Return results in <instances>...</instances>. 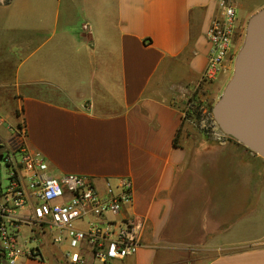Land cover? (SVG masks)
Masks as SVG:
<instances>
[{"label":"crops","instance_id":"crops-1","mask_svg":"<svg viewBox=\"0 0 264 264\" xmlns=\"http://www.w3.org/2000/svg\"><path fill=\"white\" fill-rule=\"evenodd\" d=\"M229 2L238 53L264 0ZM220 18L218 0L0 6V138L22 120L52 175L87 177L101 195L131 181L125 213L142 225L141 246L113 264H264V159L209 141L185 118ZM230 72L210 80L211 108ZM42 251L43 261L16 264L63 263L59 248Z\"/></svg>","mask_w":264,"mask_h":264},{"label":"built area","instance_id":"built-area-1","mask_svg":"<svg viewBox=\"0 0 264 264\" xmlns=\"http://www.w3.org/2000/svg\"><path fill=\"white\" fill-rule=\"evenodd\" d=\"M11 0H0V6ZM221 18L206 32L209 45L206 69L208 81L234 63L237 55L233 37L235 8L229 0H218ZM82 29L88 31V25ZM204 135L215 144L232 139L217 127L212 114L200 122ZM2 162L8 169V184L0 188V252L7 264L20 258L43 261L42 248L61 250L69 264L88 260L113 264L137 253L142 225L125 213L132 205L131 181L119 180L101 195L91 179L74 175H52L44 157L27 144L25 125L9 130ZM23 229L27 232L23 233ZM63 247V248H62Z\"/></svg>","mask_w":264,"mask_h":264},{"label":"water","instance_id":"water-1","mask_svg":"<svg viewBox=\"0 0 264 264\" xmlns=\"http://www.w3.org/2000/svg\"><path fill=\"white\" fill-rule=\"evenodd\" d=\"M233 68L211 114L224 135L264 159V8L249 18Z\"/></svg>","mask_w":264,"mask_h":264},{"label":"rangeland","instance_id":"rangeland-1","mask_svg":"<svg viewBox=\"0 0 264 264\" xmlns=\"http://www.w3.org/2000/svg\"><path fill=\"white\" fill-rule=\"evenodd\" d=\"M240 36H241V34H240ZM243 40H244V37H241L240 38L241 45L243 44ZM230 67L232 68V70H231ZM227 70L228 71L229 70L231 71L230 72V77H229L231 79V77L233 75V70H234L233 64H229L224 71H227ZM224 71L220 72L216 76V78L217 79L220 78L224 74ZM193 86L195 88L194 89V92H193L192 96L189 98V100L187 101V104L185 106V110H186L185 118L187 120L193 122L192 124L195 126V128L194 127L193 128L198 133V132H203V129L201 127L200 122L202 120L204 121V120L208 119L209 118V115L211 113L209 111V109L211 108V104H212V102L214 100V94H215V91H216V89L218 87V80H216V82H214V83L211 82L210 80H208L207 82H204L203 80H201V81H199L197 83V86H196V84H194ZM191 109L192 110H195V111L201 110L200 111L201 114L199 115V119H198V120H200L199 122L197 121L196 116L194 114H192V112H191L192 110ZM18 123H22V120H19ZM209 141H211V140H209ZM231 141H233V140H231ZM211 142H213V141H211ZM7 178H8V169L6 167V164L4 162H1L0 163V188L1 189H4L6 187V185L8 184V179ZM23 233H26V229H23ZM58 256L60 257L61 262H63L62 264H69L61 256V253H59ZM5 262L7 263V261H5ZM96 264H98V263H96Z\"/></svg>","mask_w":264,"mask_h":264},{"label":"flooded vegetation","instance_id":"flooded-vegetation-1","mask_svg":"<svg viewBox=\"0 0 264 264\" xmlns=\"http://www.w3.org/2000/svg\"><path fill=\"white\" fill-rule=\"evenodd\" d=\"M4 153H8L7 149H5V146L3 144H0V156H2V159L4 157ZM2 260V259H0Z\"/></svg>","mask_w":264,"mask_h":264},{"label":"trees","instance_id":"trees-1","mask_svg":"<svg viewBox=\"0 0 264 264\" xmlns=\"http://www.w3.org/2000/svg\"><path fill=\"white\" fill-rule=\"evenodd\" d=\"M191 110H192V109H191ZM211 110H212V108L209 109L210 112H211ZM200 111H201V110H199V111L192 110V111H191L192 114H194V115L196 116L198 122L200 121V120H198V119H199V115L201 114ZM23 124H24V123H23Z\"/></svg>","mask_w":264,"mask_h":264}]
</instances>
